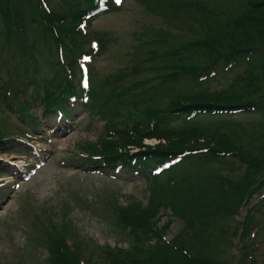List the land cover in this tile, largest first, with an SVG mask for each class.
I'll list each match as a JSON object with an SVG mask.
<instances>
[{
  "label": "trees",
  "instance_id": "obj_1",
  "mask_svg": "<svg viewBox=\"0 0 264 264\" xmlns=\"http://www.w3.org/2000/svg\"><path fill=\"white\" fill-rule=\"evenodd\" d=\"M139 1L146 10L179 20L189 29L192 26L182 22V16L202 20L201 29L188 43L161 50L155 67L161 69L159 81L150 87L147 81L124 82V73L113 74L108 80H91L88 100L79 102L76 67L69 79L60 62L76 65L75 58L84 51L82 34L75 27L93 0H60L57 7L46 0L47 9L40 0H0V51L7 49L9 62L31 58L48 69L41 87L36 78L31 84L22 78L19 63L13 79L0 72L4 111L26 123L14 126L16 130L0 129V151H11L20 135L41 131V119L35 114L39 108L43 118L62 109L65 120L80 106L89 116L99 115L104 124L94 139L77 142L73 152L77 167L106 172L117 164L129 171L160 166L156 176L143 178L146 203L132 197L125 204L109 205V224L118 243L98 245L71 231L63 220H49L46 236L39 241L47 249L44 261L75 264L96 244L95 264H246L236 261L231 250L249 249L247 239L264 204V0H240L229 15L225 6L207 0ZM161 39L160 44L167 45L166 38ZM46 46L53 51L51 56L46 55ZM159 51L151 50L154 55ZM140 68L133 63L130 70ZM212 70L219 71L215 78L239 71L225 87H202L215 78L198 79ZM178 74L185 77L176 85ZM238 113H259L263 120L251 125L227 119L220 126L208 124ZM146 138L159 142L146 144ZM253 200L237 220V212ZM166 210L167 219L161 222ZM174 220L180 222L178 231L171 241L163 240L160 233H169Z\"/></svg>",
  "mask_w": 264,
  "mask_h": 264
},
{
  "label": "rangeland",
  "instance_id": "obj_2",
  "mask_svg": "<svg viewBox=\"0 0 264 264\" xmlns=\"http://www.w3.org/2000/svg\"><path fill=\"white\" fill-rule=\"evenodd\" d=\"M47 2L52 7L61 4L60 0H47ZM207 2L210 5L215 3L225 6L224 12L226 11V14L229 15L228 13L239 8L240 0H207ZM227 15H223L221 18L226 20ZM182 18H180L182 22L192 26L191 29L179 23V20L175 22L146 10L139 0H124L119 10L96 17L92 21L91 27L98 32V35L100 33L104 35L105 44L103 45L109 43L110 34L116 39L109 43L108 49L97 56L94 62L91 61L93 62L91 69L95 74L94 78L97 76L94 81L108 80L110 76L118 73L125 74L124 82L141 79L147 81L148 87L159 81L158 73L161 69L157 70L155 67L161 61V50L168 49L171 44L180 46L181 43H188L196 37L195 33L201 29L202 20L187 19L186 16H182ZM192 28L195 31L192 32ZM26 37L29 45L28 34ZM162 37L166 38L167 45L160 44L164 43ZM156 47L160 51L154 55L151 50ZM45 52L47 56H51L53 51L46 46ZM9 57L7 49L0 51V72L4 76L14 77L13 71L16 70L19 63L21 65L18 70L28 84H31L29 81H33L32 78H36V83L40 87L43 85L44 77L48 74L44 62H31V58H29L28 62L14 63L9 62ZM133 63H138L141 67L135 73L130 70ZM26 68H28L27 72ZM238 71L210 80L208 84L201 86H209L211 89L225 87ZM196 88L198 87L196 86ZM183 90L184 87L178 91ZM106 92L109 91L106 89ZM104 95L105 93L101 98ZM4 110L7 109L0 103V129L16 130L17 128L14 126L23 127L26 124L18 120L16 114L11 112L8 114ZM35 114L42 118V109L39 108ZM73 117L72 129L65 136L60 133L59 129L54 133L50 132L52 126L57 128L54 117L49 115L42 118L43 125L40 133L44 135H36L34 142L36 146L42 147V155L39 158H43V156L47 158L46 164L39 168L35 174H31V179L20 181L19 187L15 186L14 189H9L10 186H8L0 193V264H46L44 259L47 252L39 241L46 236L44 230L49 224V220L55 223L63 220V223L75 233H79L80 228L84 233H92L98 244L113 245L118 243L119 236L109 224V205H112L114 201L125 204L132 197L146 203L147 188L140 176H129L126 170L120 171L116 178L97 174L87 175L74 167L75 161L71 158L77 142L94 139L101 130L103 121L98 115L97 120H91V117L81 111V107L76 109ZM225 119L229 122L231 120L246 125L260 123L263 120L259 113H238L227 118L212 119L208 124L220 126ZM25 127L28 128L27 125ZM157 141L153 138L145 140L147 144H156ZM25 142L26 136L21 135L15 147H9L12 148L11 151H0V160L3 161L0 164V180L11 183L16 180L14 177L7 176L8 173L5 169H10V163L24 166L37 160V158L34 160L29 153L14 152L19 148L25 149ZM244 209L241 208L237 212V220L242 218ZM256 217L259 220V226L256 237L251 241L254 240V247H257V250H251V252L256 257L255 262L260 261L264 264V204L257 210ZM164 219L165 217H163ZM179 226L180 222L174 220L170 225L169 233L165 235L166 239H172ZM90 251L94 254L93 258L90 253L92 261L96 260L97 262L99 248L93 244ZM233 251L231 250V256L236 261L246 262L241 252L236 251V248ZM247 258L253 262V259L248 256Z\"/></svg>",
  "mask_w": 264,
  "mask_h": 264
},
{
  "label": "bare ground",
  "instance_id": "obj_3",
  "mask_svg": "<svg viewBox=\"0 0 264 264\" xmlns=\"http://www.w3.org/2000/svg\"><path fill=\"white\" fill-rule=\"evenodd\" d=\"M150 140V139H149Z\"/></svg>",
  "mask_w": 264,
  "mask_h": 264
}]
</instances>
